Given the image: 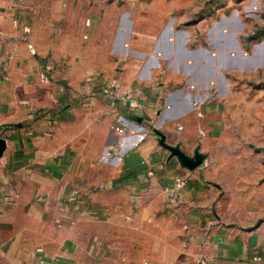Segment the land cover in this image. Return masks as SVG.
I'll use <instances>...</instances> for the list:
<instances>
[{
  "label": "crops",
  "instance_id": "1",
  "mask_svg": "<svg viewBox=\"0 0 264 264\" xmlns=\"http://www.w3.org/2000/svg\"><path fill=\"white\" fill-rule=\"evenodd\" d=\"M104 24L50 56L0 31V264H264V160L209 152L204 50Z\"/></svg>",
  "mask_w": 264,
  "mask_h": 264
},
{
  "label": "rangeland",
  "instance_id": "2",
  "mask_svg": "<svg viewBox=\"0 0 264 264\" xmlns=\"http://www.w3.org/2000/svg\"><path fill=\"white\" fill-rule=\"evenodd\" d=\"M121 12L134 13L140 32L156 30L159 24L162 33L170 28L172 32L183 31L187 37L186 49L190 52L188 61L192 64L202 50L207 64L206 51L210 52L218 72L209 79V97L204 105L208 112L204 113L203 120L210 123V139L225 137L232 142L218 146L214 140L209 152L250 154L258 156V164L262 163L264 0H0V31H15L19 39L32 42L36 50L49 47L50 56L62 41L69 42L75 21L86 25L100 16L110 31L115 16ZM220 24L217 34L214 30ZM52 25L55 29L51 31ZM226 45L229 48L224 49ZM221 47L226 54L240 55L246 60L258 47L263 65L259 62L252 66L247 60V65L238 63L240 67L217 66ZM46 65L41 67L39 79ZM259 169L264 168L259 166Z\"/></svg>",
  "mask_w": 264,
  "mask_h": 264
},
{
  "label": "water",
  "instance_id": "3",
  "mask_svg": "<svg viewBox=\"0 0 264 264\" xmlns=\"http://www.w3.org/2000/svg\"><path fill=\"white\" fill-rule=\"evenodd\" d=\"M221 25L220 24L214 31L218 34L220 33L221 30ZM215 33V34H216ZM217 38V36H216ZM213 39V43H214V36L212 37ZM229 48L228 45L225 46L224 49ZM233 48V47H232ZM257 51L253 53V55L250 58H247V60H250L249 63H251L252 66L257 65L259 62L263 65V60L261 59V61H259L260 55L259 53L261 52V50L257 47L256 49ZM260 51V52H259ZM206 56H207V66H206V75L208 77V79L212 80L217 74L218 69L215 70V68L213 67V61L214 58H212L211 54L209 51H206ZM242 57H240V55H228L226 54V52L223 50V48L221 47V50L218 52V56H217V66L220 67H227V68H232L234 65H238V63H242L243 65H247V60L246 59H241ZM241 60V61H238ZM221 74L220 76H218V78H221Z\"/></svg>",
  "mask_w": 264,
  "mask_h": 264
},
{
  "label": "built area",
  "instance_id": "4",
  "mask_svg": "<svg viewBox=\"0 0 264 264\" xmlns=\"http://www.w3.org/2000/svg\"><path fill=\"white\" fill-rule=\"evenodd\" d=\"M56 69H58V67H51L49 66L48 64L43 68V70L40 72V79L41 81H44V82H47V81H50L51 78H52V74H53V71H56ZM128 97V96H127ZM42 115V111L41 110H35V111H32L30 112L29 116H32L34 118H39L40 116ZM116 129L118 131H122V128L120 127H116ZM184 183V181H179L177 182L176 184V189L179 190L181 187H182V184ZM175 198V197H174ZM173 198V200H174ZM200 264H212L211 261L205 259V258H201L199 259L198 261ZM142 264H146V263H142Z\"/></svg>",
  "mask_w": 264,
  "mask_h": 264
}]
</instances>
